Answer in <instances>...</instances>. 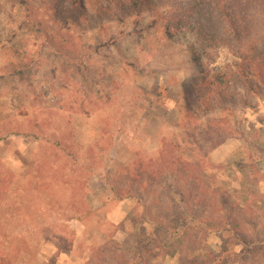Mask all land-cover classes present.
Instances as JSON below:
<instances>
[{"label": "rangeland", "instance_id": "obj_1", "mask_svg": "<svg viewBox=\"0 0 264 264\" xmlns=\"http://www.w3.org/2000/svg\"><path fill=\"white\" fill-rule=\"evenodd\" d=\"M25 1L0 0V264H202L209 251L264 264V245L205 232L225 210L264 240V98L257 111L229 105L180 125L202 12L181 14L194 30H167L177 15L163 9L63 26L50 0ZM211 51L214 75L235 62ZM163 140L177 143L190 182L161 180L154 166L140 184ZM189 208L203 219L194 236L182 234Z\"/></svg>", "mask_w": 264, "mask_h": 264}, {"label": "trees", "instance_id": "obj_2", "mask_svg": "<svg viewBox=\"0 0 264 264\" xmlns=\"http://www.w3.org/2000/svg\"><path fill=\"white\" fill-rule=\"evenodd\" d=\"M20 1L26 3L25 0ZM50 9L55 20L63 26H67L73 18L87 23L95 19L100 22L103 20L123 22L126 18L139 16L144 12L163 9L168 10V14L177 15L166 27L167 30L177 31L184 27L194 30L193 25L181 14H185L188 10L199 9L202 13H197V16L199 14L201 17H198L199 21L195 22V25L200 30L197 35L200 39L197 43L203 54L202 57L195 55L194 60L199 66V74L183 91L185 113L180 124L182 127L198 120L206 113L223 111L229 105L240 104L244 108L257 111V100L264 98V0H50ZM213 47H225L235 59V62L228 64L223 72L215 75L211 73V66L215 62V55L211 51ZM222 143L223 140L213 148ZM176 144L174 141L163 140L159 158L150 161L146 169L140 170L141 163H133L135 169L145 172L139 177L140 184L146 180L144 175L151 177L157 174L154 166L160 168L161 180L164 174L170 175L172 179L182 184L192 180L189 164L178 155ZM192 186L194 189L189 194L199 190L195 183ZM114 194L119 201L130 195L129 191H119ZM196 195L197 192L194 196ZM178 196L181 204L189 201L184 191H180ZM200 205L209 207L210 203ZM188 210L186 214L188 218H192L193 225H186L182 234L187 233L192 236L190 233H193L194 236L195 231L202 233L196 223H200L203 219L199 220L193 215L192 209ZM218 211L222 210L216 207L214 213ZM223 213L221 219L224 218L225 221L218 220L215 225L208 223L205 232H231L235 246L250 248L264 245V240L248 235L243 225L236 221L235 216L228 215L225 210ZM178 232L176 229L174 234L177 235ZM191 244L195 245L196 242H188V246H192ZM228 244L230 240L225 241L221 254L230 251ZM213 255L209 251L210 257H206L202 264H215L216 259L219 260V264L234 263L226 261L222 255Z\"/></svg>", "mask_w": 264, "mask_h": 264}, {"label": "crops", "instance_id": "obj_3", "mask_svg": "<svg viewBox=\"0 0 264 264\" xmlns=\"http://www.w3.org/2000/svg\"><path fill=\"white\" fill-rule=\"evenodd\" d=\"M225 144H223V145H221V146H219V148H225ZM218 150V149H217ZM216 151V150H215ZM114 212H116V210H114Z\"/></svg>", "mask_w": 264, "mask_h": 264}]
</instances>
